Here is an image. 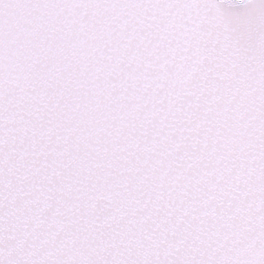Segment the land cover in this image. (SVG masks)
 Instances as JSON below:
<instances>
[{
  "label": "snow or ice",
  "instance_id": "6c2138e0",
  "mask_svg": "<svg viewBox=\"0 0 264 264\" xmlns=\"http://www.w3.org/2000/svg\"><path fill=\"white\" fill-rule=\"evenodd\" d=\"M0 264H264V0H0Z\"/></svg>",
  "mask_w": 264,
  "mask_h": 264
}]
</instances>
